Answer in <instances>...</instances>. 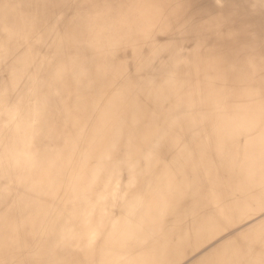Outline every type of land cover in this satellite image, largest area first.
<instances>
[{"label":"bare ground","instance_id":"1","mask_svg":"<svg viewBox=\"0 0 264 264\" xmlns=\"http://www.w3.org/2000/svg\"><path fill=\"white\" fill-rule=\"evenodd\" d=\"M0 264H264V0H0Z\"/></svg>","mask_w":264,"mask_h":264},{"label":"rangeland","instance_id":"2","mask_svg":"<svg viewBox=\"0 0 264 264\" xmlns=\"http://www.w3.org/2000/svg\"><path fill=\"white\" fill-rule=\"evenodd\" d=\"M57 205H58V209H59V208H60V206H59V204H57ZM24 211H26V210H24ZM55 214H56V213H55ZM55 214H54V215H55Z\"/></svg>","mask_w":264,"mask_h":264}]
</instances>
